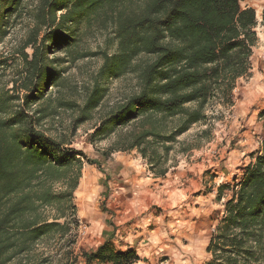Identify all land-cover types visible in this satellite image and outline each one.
<instances>
[{
    "label": "trees",
    "instance_id": "trees-1",
    "mask_svg": "<svg viewBox=\"0 0 264 264\" xmlns=\"http://www.w3.org/2000/svg\"><path fill=\"white\" fill-rule=\"evenodd\" d=\"M29 1L0 0V45L12 22L24 14L32 22L18 57L0 56V264H55L60 243L77 226L74 194L84 164L101 162L72 148L64 134H50L63 113L77 110L72 133L97 118L88 139L113 138L104 157L137 149L157 169L176 138L204 120L210 100L232 99L252 71L258 42L257 14L242 8L245 0H41L27 10ZM94 26L113 27L118 48L102 54L81 103L73 102L53 55H72L78 32ZM128 74L137 75V91L105 107L99 79ZM176 119L181 124L171 127ZM261 145L236 180L207 264H264V139ZM111 240L83 251L84 264H141L136 249H116ZM61 256L60 264H80L70 252Z\"/></svg>",
    "mask_w": 264,
    "mask_h": 264
},
{
    "label": "rangeland",
    "instance_id": "rangeland-1",
    "mask_svg": "<svg viewBox=\"0 0 264 264\" xmlns=\"http://www.w3.org/2000/svg\"><path fill=\"white\" fill-rule=\"evenodd\" d=\"M40 1L30 0L26 4L27 10L33 9ZM242 8H253L258 14V11L264 10V0H245ZM11 24L8 36L0 45V56L4 55L10 59L13 56L18 57L15 53L26 42L32 22L28 14H24L22 18ZM256 32L258 42L253 49L252 71L249 76L237 82L232 99L210 100L203 111L204 120L191 125L185 133L176 138L167 159L157 169H152L150 162L144 159L137 149L114 152L104 157L103 154L110 149L113 138L92 143L88 139L95 132L97 118L79 126L73 133L70 130L71 122L78 114L77 110L63 113L60 120L54 121L55 131H52L51 135L64 134L71 141L72 148L82 151L91 160L101 162V167L87 162L84 164L82 178L74 194L77 226L73 224L69 237L60 243L62 246L55 257V264H60L58 262L62 260L63 252H70L72 259L78 256L80 264H84L81 253L96 249L104 241L109 240L110 238L105 237L107 228H115L111 243L116 249L123 250L126 245H130L127 242V232L117 227L119 218H116V215L122 214L121 207L114 205V216L111 220L107 219V216L110 217L112 213L108 203L112 208L110 200L123 189V178L116 177L123 168L119 165L118 159L130 164L128 176L130 178L133 175L137 176L139 183L145 178L153 180L157 178L163 181L167 175L177 170L194 168L203 181V188L194 195L204 193L209 198L202 212L203 221L198 222L196 228L191 230L185 227L184 217H172V210L158 205L150 206L148 211L132 219V221H140L147 216L150 217V213H154L155 217L150 218L151 223L148 229H160L164 239L159 248L154 249L150 254L144 251L142 246L139 251L137 250L142 258L141 264H207L212 259L211 254L207 252V247L213 232L224 216L226 204L232 197L236 180L243 177L244 168L253 161L251 154L261 149L264 139V28L262 21H258ZM43 35L45 33L41 36ZM117 48L118 41L113 27L110 26L106 30H98L95 26L88 30L82 27L76 36V43L71 48L72 55L62 51L53 55L61 59L58 67L64 70L65 97L73 102L81 103L85 86L92 83L103 64L102 54L105 52L113 54ZM27 52L31 53V50L28 49ZM99 83L106 88L104 106L109 107L137 91L138 79L136 74H128L120 79L100 78ZM194 107V105L190 106L191 109ZM180 124L176 119L171 121L170 126ZM160 168L167 169L165 177L156 175ZM199 184L201 185L200 180ZM220 186L226 187L222 190L219 200ZM152 187L158 189V185ZM192 191L195 192L193 189ZM128 192L132 195L133 188L129 187ZM86 195L82 202V197ZM193 236L196 237L193 239L196 243L203 244L204 250L199 248L191 252L185 251L184 245L186 246L187 240ZM69 240H74L75 243L69 244ZM145 242L148 240L145 239ZM157 243L158 238L155 237L154 245Z\"/></svg>",
    "mask_w": 264,
    "mask_h": 264
},
{
    "label": "crops",
    "instance_id": "crops-1",
    "mask_svg": "<svg viewBox=\"0 0 264 264\" xmlns=\"http://www.w3.org/2000/svg\"><path fill=\"white\" fill-rule=\"evenodd\" d=\"M117 161L120 163L119 165H122L123 167L121 173L116 176L121 179L123 178V189L121 192H117V196L114 195L110 200L112 208L108 203V208L111 209L112 213L110 217L107 216V219L111 220L114 216V205L121 207L122 214L116 215V218H119L120 225L117 227H120V230L122 228L123 232H127V242L130 243V245H126L123 250L133 248L139 251V248L142 246L144 251H147V253L150 254L162 244V240L164 239L160 234L161 230L148 229L151 223L150 218L152 216L155 217L154 213H150V217L147 216L140 221H132V219L136 218L138 214L148 211L150 206L158 205L170 209L173 211L172 217H184L185 227L187 229L190 228L189 230L196 228L197 224H199L198 222L203 221L202 212H204L203 209L205 210V203L209 198H207L204 193L201 195H194L198 194L203 188L202 177H198L196 169L182 168L171 175H167L163 181L157 178L154 180L145 178L143 182L139 183L137 182L139 181L137 176L133 175L131 178L128 176L130 172V168L128 167H130V164L119 159ZM135 177H137V179H135ZM199 180L201 185L199 184ZM155 185H158V189L152 187H155ZM129 187L133 188L132 195L128 194ZM192 189L195 192H193ZM125 211H127V213H125ZM103 231H105L104 228ZM107 231L105 237L112 238L115 228H107ZM155 237L158 238L157 245H154ZM195 238L196 237L193 236L190 240H187L186 246L184 245L186 249L185 251L191 252L198 250L199 248L204 250L203 244L196 243L195 240H193ZM145 239H147L148 242H145ZM141 242L145 243L141 244Z\"/></svg>",
    "mask_w": 264,
    "mask_h": 264
},
{
    "label": "bare ground",
    "instance_id": "bare-ground-1",
    "mask_svg": "<svg viewBox=\"0 0 264 264\" xmlns=\"http://www.w3.org/2000/svg\"><path fill=\"white\" fill-rule=\"evenodd\" d=\"M257 19H258V21L259 22H261L262 21V12H260V11H258V14H257ZM81 195V194H80ZM87 197V195L86 196H84V197H82V202H84L83 200H85V198ZM89 210V209H88Z\"/></svg>",
    "mask_w": 264,
    "mask_h": 264
}]
</instances>
